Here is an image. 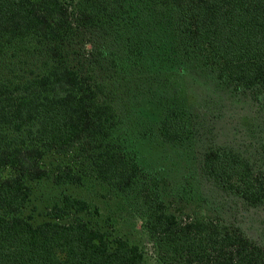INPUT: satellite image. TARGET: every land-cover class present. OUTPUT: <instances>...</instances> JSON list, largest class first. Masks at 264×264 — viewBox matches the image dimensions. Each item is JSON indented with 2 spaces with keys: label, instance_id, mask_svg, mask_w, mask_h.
I'll return each instance as SVG.
<instances>
[{
  "label": "trees",
  "instance_id": "1",
  "mask_svg": "<svg viewBox=\"0 0 264 264\" xmlns=\"http://www.w3.org/2000/svg\"><path fill=\"white\" fill-rule=\"evenodd\" d=\"M192 72L264 114V0H0V264H146L138 245L83 217L98 214L86 198L61 193L40 210L45 181L133 194L157 264H264L238 229L169 209L205 183L264 203V140L258 168L199 145ZM147 145L185 162L170 190Z\"/></svg>",
  "mask_w": 264,
  "mask_h": 264
},
{
  "label": "rangeland",
  "instance_id": "2",
  "mask_svg": "<svg viewBox=\"0 0 264 264\" xmlns=\"http://www.w3.org/2000/svg\"><path fill=\"white\" fill-rule=\"evenodd\" d=\"M185 96L189 105L198 112L204 127L200 130L203 147L228 146L245 153L259 167L261 150L257 146L264 140V114L249 95L233 98L227 91L200 73L184 76ZM196 151L201 150L196 146ZM144 152L145 164L150 169L164 173L159 186L170 190L174 179L186 172L185 162L177 159L175 152L147 145ZM184 156V152L181 153ZM189 178L187 182H191ZM176 182V181H175ZM61 193L81 196L96 207L98 214L86 216L99 229L138 245L145 253L146 264H157L153 246L143 228L141 203L133 194L122 197L108 188L96 184L84 187H54L50 181L36 185V202L43 210L49 201ZM199 194V193H198ZM192 196V195H191ZM169 209L186 219L208 218L229 228L238 229L252 242L264 248V203L248 206L234 196L210 187L205 183L200 195L187 198L183 193L169 201Z\"/></svg>",
  "mask_w": 264,
  "mask_h": 264
}]
</instances>
